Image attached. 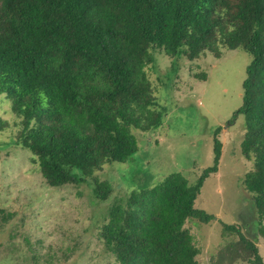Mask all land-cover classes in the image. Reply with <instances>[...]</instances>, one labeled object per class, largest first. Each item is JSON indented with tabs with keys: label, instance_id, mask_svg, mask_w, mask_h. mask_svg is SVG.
<instances>
[{
	"label": "trees",
	"instance_id": "obj_1",
	"mask_svg": "<svg viewBox=\"0 0 264 264\" xmlns=\"http://www.w3.org/2000/svg\"><path fill=\"white\" fill-rule=\"evenodd\" d=\"M222 48L251 56L229 124L244 116L240 152L251 161L244 183L264 217V0H0V95L18 120L14 142L49 186L90 180L94 196L107 200L112 186L95 172L130 160L138 149L132 128L163 121L146 72L152 49L193 59L219 57ZM220 130L212 164L194 183L173 172L109 207L97 238L115 264H198L185 224L213 217L195 200L218 171ZM246 242L251 264H263Z\"/></svg>",
	"mask_w": 264,
	"mask_h": 264
},
{
	"label": "rangeland",
	"instance_id": "obj_2",
	"mask_svg": "<svg viewBox=\"0 0 264 264\" xmlns=\"http://www.w3.org/2000/svg\"><path fill=\"white\" fill-rule=\"evenodd\" d=\"M146 67L162 124L143 131L132 128L138 149L126 162L105 164L95 175L107 180V200L96 198L90 180L49 186L30 152L15 144L17 118L0 95V264H115L97 238L109 207L124 203L131 190L156 185L180 172L194 183L213 160V136L221 127L218 171L203 182L195 207L213 217L190 218L186 227L200 249L198 264H251L256 247L264 264V217L244 183L251 166L240 152L244 116L229 124L242 102V81L251 56L222 48L215 57H170L152 49ZM225 224H231L228 228Z\"/></svg>",
	"mask_w": 264,
	"mask_h": 264
}]
</instances>
